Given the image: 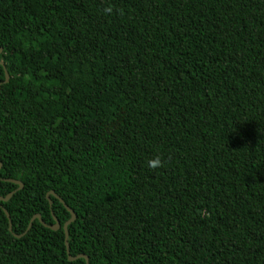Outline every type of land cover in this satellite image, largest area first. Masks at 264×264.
<instances>
[{"label": "trees", "instance_id": "1", "mask_svg": "<svg viewBox=\"0 0 264 264\" xmlns=\"http://www.w3.org/2000/svg\"><path fill=\"white\" fill-rule=\"evenodd\" d=\"M0 48V264H85L49 191L88 264H264V0H0Z\"/></svg>", "mask_w": 264, "mask_h": 264}, {"label": "water", "instance_id": "2", "mask_svg": "<svg viewBox=\"0 0 264 264\" xmlns=\"http://www.w3.org/2000/svg\"><path fill=\"white\" fill-rule=\"evenodd\" d=\"M0 52H1V48H0ZM0 66H2L4 68L2 62H0ZM4 77H5V82H8L9 76H8V74H7V72H6L5 69H4ZM0 168H1V164H0ZM4 181L11 182V183H14V184L18 185V189H16L15 191L9 193L8 195H6V197H0V207H1V202H7L17 190H19V189L22 188V183L19 182V181L10 180V179H4ZM49 196H53L54 198H56L63 205V207L68 211V213L70 214V219L68 221H66L64 223V225L62 226V230H63V234H64V245H65V248H66V253H67V256H68V260L69 261H75L77 259L83 258L85 260V264H88V257L87 256H85V255H79V256L73 258V257L70 256V253H69L68 226L71 223H73L75 221V219H76V216H75L74 212L53 191H49L46 194V199L48 200L50 206H51V201L49 199ZM2 210H3L5 216H6L7 220H8V229H9L10 232H12V226H11V222H10V219H9V215H8L7 211L4 210V208H2ZM52 217H53V220H54V224L53 225H47V224H45L43 222V220L41 219L40 215H38V214L33 215V217L30 219V221L28 223V226H27L26 230L21 235H15L14 234V237L20 238V237L24 236L28 232V230L31 228L32 223L35 220H38L39 223L42 226H44L45 228H48V229H50L52 231L59 230L61 228V225H60L59 221L53 216V214H52Z\"/></svg>", "mask_w": 264, "mask_h": 264}, {"label": "clouds", "instance_id": "3", "mask_svg": "<svg viewBox=\"0 0 264 264\" xmlns=\"http://www.w3.org/2000/svg\"><path fill=\"white\" fill-rule=\"evenodd\" d=\"M113 13H114V7L112 5L109 4L103 8V14L105 16L112 15ZM147 166L151 170H156L159 168H163L165 164L162 161L161 157L157 155L156 157L147 161Z\"/></svg>", "mask_w": 264, "mask_h": 264}]
</instances>
